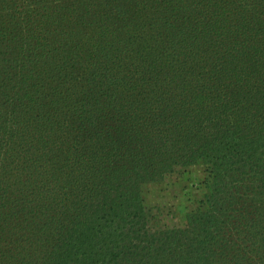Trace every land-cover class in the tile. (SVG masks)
Instances as JSON below:
<instances>
[{"label": "trees", "instance_id": "obj_1", "mask_svg": "<svg viewBox=\"0 0 264 264\" xmlns=\"http://www.w3.org/2000/svg\"><path fill=\"white\" fill-rule=\"evenodd\" d=\"M0 264H264V0H0Z\"/></svg>", "mask_w": 264, "mask_h": 264}, {"label": "rangeland", "instance_id": "obj_2", "mask_svg": "<svg viewBox=\"0 0 264 264\" xmlns=\"http://www.w3.org/2000/svg\"><path fill=\"white\" fill-rule=\"evenodd\" d=\"M204 167L198 165L149 184L145 207L151 230L182 228L187 215L196 211L207 193Z\"/></svg>", "mask_w": 264, "mask_h": 264}]
</instances>
